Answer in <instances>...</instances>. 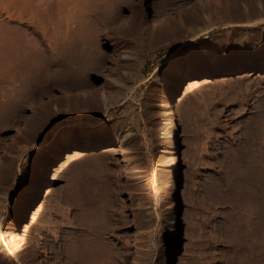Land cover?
Returning <instances> with one entry per match:
<instances>
[{"label":"rangeland","instance_id":"obj_1","mask_svg":"<svg viewBox=\"0 0 264 264\" xmlns=\"http://www.w3.org/2000/svg\"><path fill=\"white\" fill-rule=\"evenodd\" d=\"M190 2L195 4L184 7ZM257 2L264 6V0ZM255 3L0 0V105L3 100L4 106H0V264H75L74 251L84 234L78 224V208L85 197L98 201L94 203L96 210H112L111 225L103 235L110 251L108 264H168L164 225L175 174L169 162L173 140L168 126L167 88L189 68L222 69L264 62V11L244 9ZM149 4L164 15L156 17ZM138 14L144 21L141 31L147 34L141 32L135 37L127 31ZM159 23L172 30L162 34L157 28ZM69 34H75L72 38L82 37H77L81 42L74 38L75 44H80L72 43V53L84 55V47L90 44L87 54L92 52L89 58H94V67L104 66L91 76L84 69L86 74L80 72L75 77L77 82L92 86L89 91L63 88L57 79L62 71L57 68L52 74L46 72L48 58H60L61 38ZM94 46L99 48L95 50ZM173 65L178 74L171 70ZM131 66L136 68L137 76L129 81L131 92L126 91V100L121 99L105 113L83 106L95 91L112 92L102 74L123 78L122 73ZM36 79L40 80V92L19 110L16 99L32 89L30 84ZM39 98L44 100L30 109V103ZM176 107L183 140L182 175L178 181L182 230L177 264H255L250 258L258 251L256 245L260 247L258 243L264 241L261 219L257 221L264 210V72L209 76L194 91L180 92ZM49 110L56 111V117L41 125ZM17 112L21 113L18 118ZM121 120L130 122L134 130L125 141L119 130ZM65 131L71 141L85 132L104 134L112 145L127 147L126 153L111 151V144L89 149L84 154L87 157L83 155L67 165L56 180L47 184L27 218L37 255L33 258L24 248H12L4 232L21 216L24 190L32 185L40 168L65 150L58 140ZM98 155L101 161L88 162L89 156ZM89 190L96 192L95 196ZM101 191L105 195L98 198ZM80 194L85 197L79 200Z\"/></svg>","mask_w":264,"mask_h":264},{"label":"bare ground","instance_id":"obj_2","mask_svg":"<svg viewBox=\"0 0 264 264\" xmlns=\"http://www.w3.org/2000/svg\"><path fill=\"white\" fill-rule=\"evenodd\" d=\"M256 1L258 0H253V2L255 3ZM195 3L193 2H190V3H186V5L184 4V7L185 6H191V5H194ZM149 10L151 12L154 13V15L157 17L158 14L161 15L163 14L162 12L159 13L158 9L153 6L152 4H149ZM183 7V6H182ZM180 8L183 9V8ZM244 9L246 10H252V9H256V10H260V11H264V6L262 3H255V4H252L251 5V8L250 7H244ZM217 11H215L216 13ZM218 13V12H217ZM253 13V12H252ZM136 14V13H135ZM164 15V14H163ZM247 15V14H246ZM250 15V13H249ZM166 18V17H165ZM90 22V21H89ZM132 22V21H131ZM143 20L142 18L139 16V14L136 16V19L135 21L133 22V24L128 25L129 28H128V31L127 33L131 36H135V37H140L141 36V28L143 26ZM196 22V21H195ZM92 23V21H91ZM172 23H173V20H172ZM175 23V22H174ZM173 23V24H174ZM93 24V23H92ZM125 24V23H124ZM128 24V23H127ZM177 24V23H176ZM81 25V24H80ZM123 26V24H122ZM126 26V25H125ZM197 26V25H196ZM78 27V26H77ZM182 27V26H181ZM185 27H188V26H185ZM79 28V27H78ZM158 29H160V32L165 35H167V33L169 32V30H172L170 28V26H167L165 25L164 23H159L158 24ZM174 28V27H173ZM179 28V27H178ZM70 29V28H69ZM75 29V28H74ZM68 30L69 33L74 32L75 30ZM107 29V28H105ZM156 29V28H155ZM181 29V28H180ZM122 30V29H121ZM125 30V29H124ZM153 30V29H152ZM176 30V29H175ZM77 31V30H76ZM147 31V30H145ZM150 31V30H149ZM156 30H154L155 32ZM177 31V30H176ZM126 32V31H125ZM143 33H146V32H143ZM157 33V32H156ZM173 33V32H172ZM65 34V33H64ZM80 34V32H79ZM97 34V33H96ZM124 34V33H123ZM147 34V33H146ZM145 34V35H146ZM68 35V33H67ZM75 35V34H73ZM72 35V37H73ZM83 35V34H82ZM98 35V34H97ZM151 35V34H150ZM153 35V33H152ZM164 35V36H165ZM178 35V33H177ZM180 35V34H179ZM178 35V36H179ZM77 36V34H76ZM96 36V35H95ZM99 36V35H98ZM64 37V35H63ZM69 34V36H66L64 38H61L63 39V41L61 40V42H63V48L60 46L59 48H62V51H58L60 52V58L57 59V57L54 55V56H50L47 60V66L45 67L46 68V72H49V74H52V71H54L55 68H57V70L59 69L60 72L62 73L61 76H59L57 79H58V82L59 83H62V87L63 88H66V89H70V90H82V91H89L91 90V87L92 86H88L87 84H84V83H80V82H77L78 81V78L75 79V77H77V75H80L79 73L80 72H84V69L86 70L87 74L86 75H89L91 76L92 75V72H95V71H100V69H102V67L104 66H98L97 67H94V64H93V60L92 58H89L91 56V53L90 55H88L87 53L89 52L88 50V47L90 46V44H87L88 42H86V44L88 45L87 49L86 47H84L85 49L83 50L84 52L83 53H86L84 55L82 54H79L78 52L75 51V49L73 51H75L76 53H72V51L70 50L71 48V45L72 43H74V45L72 46H78L80 44V40L81 39L78 37V40L77 37H74L75 39H77L79 42V44H75V39L72 38ZM85 36L83 35V38ZM129 37V36H128ZM153 37V36H152ZM98 39V37H95ZM94 38V40H96ZM148 38H151L148 37ZM158 38V37H157ZM176 38V37H175ZM86 39V41L90 40V38L87 40V38H84ZM83 39V40H84ZM93 38H91L92 40ZM147 39V38H146ZM164 39V38H163ZM168 39V38H167ZM76 40V41H77ZM82 40V41H83ZM100 40V39H99ZM161 40V39H160ZM166 40V39H165ZM93 41V40H92ZM98 41V40H97ZM121 41V40H120ZM119 41V42H120ZM125 41V40H124ZM144 42V41H143ZM77 43V42H76ZM92 43V42H90ZM97 43V42H96ZM96 43L93 42L94 45H96ZM62 43H60L61 45ZM81 44H84L83 42ZM85 44V45H86ZM92 44V46H93ZM116 44V43H115ZM98 45V44H97ZM150 45V44H149ZM116 47V46H115ZM166 47V46H165ZM74 48V47H72ZM78 48V47H76ZM91 48V47H90ZM95 50H97V46L93 47ZM91 48V49H93ZM97 48V49H96ZM150 48V47H149ZM79 49V48H78ZM81 49V48H80ZM79 49V50H80ZM83 49V48H82ZM81 49V51H82ZM119 49V47L117 48ZM117 49H115L117 51ZM93 50L94 52H97V54L99 53L98 51H95ZM86 51V52H85ZM88 51V52H87ZM91 51V50H90ZM115 51V52H116ZM52 54V53H51ZM50 54V55H51ZM57 54V53H56ZM96 54V53H95ZM97 58L99 57L98 54ZM58 55V54H57ZM94 54H92L93 56ZM59 56V55H58ZM94 57V56H93ZM96 58V57H95ZM96 58V60H97ZM101 58V56H100ZM128 58V56H127ZM103 59V57H102ZM17 60V59H16ZM96 60H95V63H96ZM99 61V60H98ZM104 61V60H103ZM101 62V61H100ZM99 63V62H98ZM104 64V62H102ZM20 64V63H19ZM101 64V63H99ZM17 65V63H16ZM21 65V64H20ZM105 65V64H104ZM18 66V65H17ZM96 66V64H95ZM109 66V65H108ZM104 69V68H103ZM83 70V71H81ZM171 70L175 73H179L178 72V68L176 65H173L171 67ZM105 72H107L108 70H104ZM244 71H251V72H264V62H259L257 64H254V65H249V64H246V63H241V64H238V65H234L232 67H224L222 69H218V68H203L202 69H191L189 68L186 72V74L184 75H180L178 80H176L172 85H170V87L167 88V91H166V97H167V102H166V107H167V110H168V126L170 128V134L172 136V140H173V145L171 147V149L169 150L170 151V164L172 166V170L174 171V174H175V183H174V191H172V195L171 197L169 198L170 199V206H169V211H168V216L166 218V225H164V229H165V232L168 236V241H167V245L165 247V253H166V257H167V260H168V264H177V255H178V250H179V242H180V238H181V230H182V207H181V195L179 193V190H178V181L182 175V172H181V167H182V161H181V148L183 146V140L181 138V133H180V129H179V122H178V110H177V107H176V100H177V96L179 95L180 92H191V91H194L200 84H201V80L204 79V78H207L209 76H214V75H230V74H236V73H241V72H244ZM101 72V71H100ZM111 72V71H110ZM109 74V73H108ZM84 75V74H83ZM82 75V76H83ZM123 75V78H110L107 76L106 73L102 74V78H105V83H107V85L111 88L112 92L110 94H107L105 93V91L99 93V92H93L90 97L88 96L84 103H83V106L85 108H90V110L92 112H100V111H103L104 113L107 112V110L112 107L114 104L118 103L121 99H125L124 96H125V93L126 91L130 90L129 87V81L130 80H133L136 78L137 76V71H136V68L134 66H131V67H128V70L123 72L122 73ZM81 76V77H82ZM53 77V76H52ZM79 77V76H78ZM79 77V78H81ZM55 78V77H54ZM60 78V79H59ZM185 78H187L185 80ZM53 81V80H51ZM80 81V80H79ZM135 81V80H134ZM55 82H57V80H55ZM77 82V83H75ZM40 83V80L39 79H36L34 80L33 82H31L30 84V88L32 89H28L26 91V93L24 92L23 96L20 97L19 99H16V103L19 107V110H23V104L27 103L28 100L30 98H32L33 96L37 95L40 90L38 89L37 90V86L39 85ZM133 87V86H132ZM104 89H107V88H104ZM96 90V89H95ZM110 90V89H109ZM129 92V91H128ZM131 92V90H130ZM5 95V94H4ZM3 95V96H4ZM88 95V94H87ZM6 97V96H5ZM96 97V98H94ZM10 98V97H9ZM6 100H9V99H6ZM44 100V98H39L38 100L30 103L29 105V108L31 109L32 107H34L35 105H39L40 102H42ZM3 101V100H2ZM2 101H1V105H2ZM5 102V101H4ZM10 102L7 101V103ZM15 102V100H14ZM4 104V103H3ZM6 104V102H5ZM82 104V103H81ZM0 105V106H1ZM3 106V105H2ZM1 106V108H3ZM115 106V105H114ZM0 108V109H1ZM56 109V107H55ZM85 110V109H84ZM1 111V110H0ZM88 111V110H87ZM83 112V111H82ZM90 112V111H89ZM2 112H0L1 114ZM19 113V112H17ZM87 113V112H86ZM102 113V112H101ZM21 113L19 114H16L18 115L16 118L19 117ZM56 111L54 110H49L47 113H46V116L42 119V121L40 122L41 125H43L46 121H51L54 117H56ZM59 114V113H58ZM15 115V116H16ZM7 116V115H6ZM21 116V115H20ZM11 117V116H10ZM26 115H24V117L22 118H25ZM5 118V116H4ZM8 119V118H7ZM14 119V118H13ZM20 119V118H19ZM6 120V119H5ZM12 120V119H11ZM17 120V119H16ZM33 120V119H32ZM24 121V120H23ZM18 122V121H17ZM31 122V121H30ZM122 122V120H121ZM120 122V123H121ZM38 125V124H37ZM40 125V126H41ZM115 127V126H114ZM121 128V129H120ZM119 128V130H121L120 134L122 136V139L125 141V139L127 140L129 137H131V134L133 133V128L130 124V122H128L127 120H124L121 124V127ZM41 130L42 127H41ZM118 130V129H117ZM43 132V131H42ZM118 132V131H117ZM19 133V132H18ZM36 133V132H34ZM133 136V135H132ZM141 136V135H140ZM36 137V136H35ZM36 140V139H35ZM58 140L64 144L66 146L65 150L63 149V151L59 154V155H56V156H52L50 157L49 160H47V162L40 168V170L38 171V174H37V177L35 178L34 182L32 183V185L28 186L25 190H24V198H22V203H24V207L22 208V212H21V216L19 217V219L13 221L12 223V226L10 227H6L5 229V232L6 234L4 235H7V241L12 245V248L13 246L15 248H24V250H28L30 251V254L31 256L34 258H36V251H35V247L33 246V243L31 241V228L27 225V218H28V215L31 213L30 211L32 210L35 202L37 201L38 197L41 195V193L43 192L44 188L47 186V184H49L50 182H53L54 180H56L59 176V174L61 173V170H63L64 168L67 167V165H70L71 163H73L76 159H78L79 157L83 156L87 150L89 149H97V148H104V147H109L111 151H114V152H118L122 155H124L126 153L125 149H127V147L125 148V146H116V145H112V140L109 138V137H106L103 135H98V136H94L92 135L91 133H88V132H85L83 133L78 139L74 140V141H71L69 138H68V132L65 131L63 133H61L59 136H58ZM123 141V143H124ZM122 143V142H121ZM68 145V146H67ZM121 145V144H120ZM64 148V147H63ZM252 154V153H251ZM94 155V154H93ZM20 156V155H19ZM92 156V155H91ZM100 157H94L91 158L90 156L87 158L89 159L88 162H97V161H101L102 160V157L101 155H98ZM107 156V155H106ZM127 156V155H126ZM256 156V155H254ZM84 157H87V155ZM248 157V156H247ZM255 158V157H254ZM253 158V159H254ZM86 159V158H85ZM253 159L251 160L250 159V162L253 161ZM257 159V158H256ZM19 160V159H18ZM105 160V159H104ZM248 160V159H247ZM260 160V159H258ZM261 161H262V169H263V172H264V146L262 147V155H261ZM101 163V162H99ZM254 163V162H253ZM257 163V162H256ZM250 165V164H249ZM255 165V164H254ZM259 165V164H258ZM248 167V166H247ZM260 167V165H259ZM259 167L258 170H259ZM249 168V167H248ZM251 168V167H250ZM256 168V169H257ZM261 169V170H262ZM254 170V168L252 169ZM257 171V170H256ZM254 170V172H256ZM10 172V171H9ZM251 173V172H250ZM258 173V172H257ZM7 174V173H6ZM252 174H254L252 172ZM8 175V174H7ZM255 175V174H254ZM9 176V175H8ZM72 177V176H71ZM74 177V176H73ZM260 177V176H259ZM252 178V177H251ZM261 178V177H260ZM5 179V178H4ZM32 179V178H31ZM254 179V178H253ZM257 179V178H256ZM261 179H264L261 178ZM260 180V182L263 180ZM255 180V179H254ZM254 180L252 183H254ZM3 181V180H2ZM1 181V182H2ZM252 181V180H251ZM258 181V180H257ZM256 182V181H255ZM261 186V185H260ZM264 186V185H263ZM261 189V187H260ZM257 190V189H255ZM90 191V190H89ZM54 192V191H53ZM84 193H87L84 192ZM90 193H93L92 191H90ZM101 193V194H100ZM100 196L98 198L101 197V195H105L102 191L100 192ZM257 193V192H256ZM260 193V191L258 192ZM262 193V192H261ZM260 193V195H261ZM2 194V193H1ZM52 194V193H51ZM94 194H96V192L93 193V196H95ZM82 194H80V197L77 198L80 200V198H82L83 196H81ZM255 195V194H254ZM264 195V193H263ZM262 195V196H263ZM6 196V195H5ZM79 196V195H78ZM257 196V195H256ZM261 196V197H262ZM2 197V196H1ZM85 197V196H84ZM83 197V198H84ZM88 197V195H87ZM258 197V196H257ZM82 198V199H83ZM104 198V197H103ZM106 198V196H105ZM104 198V199H105ZM260 198V197H259ZM85 200H81V202H79V210H78V215H77V218L79 219H76L79 221L78 224L81 225V227H83V231H84V234L82 233L80 235V239H79V242H78V246L75 248V254H76V257H77V262H74L75 264H108L109 263V255H110V251L108 252L109 248L107 249V239L105 237H103L105 231L107 232L109 230V226L111 225V218H110V215L112 214V212L109 214L110 211L112 210H96L94 208V203L96 204V201H94V198L91 199L90 197L88 198H84ZM107 199V198H106ZM252 199V198H251ZM256 199V198H254ZM8 200V199H7ZM99 200V199H98ZM109 200V198H108ZM253 200V199H252ZM262 200V199H261ZM5 201V200H4ZM78 201V200H77ZM101 201V200H100ZM99 201V202H100ZM2 202V200L0 201ZM98 202V201H97ZM259 202V201H257ZM263 202H264V199H263ZM262 202V203H263ZM21 203V204H22ZM99 204V203H97ZM103 204V203H101ZM100 204V205H101ZM111 205V203H109ZM253 204V203H252ZM251 204V205H252ZM259 204H261L259 202ZM264 204V203H263ZM3 205V204H2ZM107 205V204H105ZM109 206V205H108ZM255 206V204H254ZM258 206V205H256ZM259 206H262L259 205ZM21 207V206H20ZM78 207V206H77ZM76 207V208H77ZM106 207V206H105ZM111 207V206H109ZM253 207V206H252ZM264 207V205H263ZM262 207V208H263ZM104 208V207H102ZM108 208V207H107ZM106 208V209H107ZM113 207H111L110 209H112ZM257 208V207H256ZM95 209V210H94ZM109 209V208H108ZM253 209V208H251ZM260 209V208H259ZM257 209V210H259ZM115 211V210H114ZM254 211V210H253ZM252 211V212H253ZM256 211V210H255ZM262 211V216L261 217H258L257 221L259 220V218L261 219L260 223H261V228L263 230L261 231H264V210H261ZM260 210L258 211V214L259 212H261ZM254 213H252L253 215ZM254 216V215H253ZM260 216V215H259ZM256 217V218H257ZM252 219V218H251ZM255 219V218H254ZM4 220V219H3ZM77 221V222H78ZM8 222V221H7ZM6 222V223H7ZM253 222V219L252 221ZM255 222V221H254ZM5 223V225H6ZM256 223V222H255ZM259 223V221H258ZM11 224V223H10ZM254 225V224H253ZM259 225V224H258ZM251 226V225H250ZM249 227V226H248ZM39 228V227H38ZM252 228V227H251ZM259 228V227H258ZM254 229V228H253ZM38 230V229H37ZM247 230H249L247 228ZM256 230V229H255ZM260 230V229H259ZM77 231V230H76ZM81 231V229H80ZM250 231V234H251V231L252 230H249ZM248 232V231H247ZM246 232V233H247ZM257 232V231H256ZM245 233V234H246ZM255 233V231H254ZM249 234V233H247ZM256 234H259L256 233ZM261 234V232H260ZM259 234V235H260ZM77 235V236H78ZM250 236V235H249ZM258 236V235H257ZM263 236V235H262ZM256 237V235H255ZM254 237V238H255ZM79 238V237H78ZM261 238V236H260ZM252 239V237H251ZM257 239V237L255 238ZM254 239V240H255ZM262 239V238H261ZM70 240V239H69ZM68 240V241H69ZM249 240V239H248ZM74 242V241H72ZM252 242V241H251ZM258 242V241H257ZM256 242V243H257ZM260 242V241H259ZM255 243V241H254ZM67 244H69L67 242ZM72 244V243H70ZM76 244V243H75ZM253 244V243H252ZM259 245L261 246H264V241L261 243H258ZM74 245V243H73ZM76 246V245H75ZM257 246V250L258 251H251V252H254L253 253V256L250 258V260H252L255 264H262L264 262V247L261 249L258 245ZM73 247V246H72ZM68 248V247H67ZM250 248V247H249ZM260 248V249H258ZM255 249V248H254ZM70 250V249H69ZM74 250V248L72 249ZM73 252V251H72ZM73 252V253H74ZM74 254V255H75ZM249 254V252H248ZM69 255V254H68ZM73 255V256H74ZM70 256V255H69ZM72 257V255H71ZM75 257V259H76ZM34 260V259H33ZM74 260V259H73ZM248 261H249V257H248ZM251 262V261H250ZM251 264H253L251 262Z\"/></svg>","mask_w":264,"mask_h":264}]
</instances>
